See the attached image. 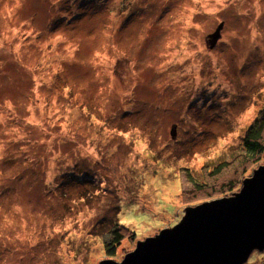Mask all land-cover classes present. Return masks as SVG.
Returning <instances> with one entry per match:
<instances>
[{
    "label": "rangeland",
    "instance_id": "obj_1",
    "mask_svg": "<svg viewBox=\"0 0 264 264\" xmlns=\"http://www.w3.org/2000/svg\"><path fill=\"white\" fill-rule=\"evenodd\" d=\"M263 108L264 0H0V264L122 262Z\"/></svg>",
    "mask_w": 264,
    "mask_h": 264
},
{
    "label": "water",
    "instance_id": "obj_2",
    "mask_svg": "<svg viewBox=\"0 0 264 264\" xmlns=\"http://www.w3.org/2000/svg\"><path fill=\"white\" fill-rule=\"evenodd\" d=\"M255 252H264V164L232 194L186 208L179 223L139 241L122 262L101 264H247Z\"/></svg>",
    "mask_w": 264,
    "mask_h": 264
},
{
    "label": "trees",
    "instance_id": "obj_3",
    "mask_svg": "<svg viewBox=\"0 0 264 264\" xmlns=\"http://www.w3.org/2000/svg\"><path fill=\"white\" fill-rule=\"evenodd\" d=\"M241 146L242 152L232 158L213 166L203 165L199 172L194 174L187 172L186 181L190 188L183 191L182 202L198 205L239 190L243 181L251 175L252 169L260 165L264 158V108L260 119L246 132ZM111 229L109 236L112 239L107 242L106 249L110 251L108 255L114 257L116 247L126 239L125 236L130 230L121 225ZM129 235L131 239L136 237L133 231Z\"/></svg>",
    "mask_w": 264,
    "mask_h": 264
}]
</instances>
